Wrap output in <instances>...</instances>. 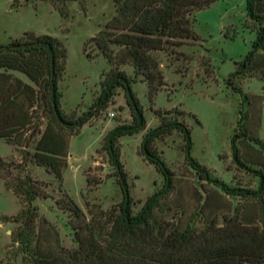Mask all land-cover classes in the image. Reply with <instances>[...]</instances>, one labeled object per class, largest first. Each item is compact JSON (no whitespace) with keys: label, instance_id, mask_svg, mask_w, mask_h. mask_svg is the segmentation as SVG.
Wrapping results in <instances>:
<instances>
[{"label":"rangeland","instance_id":"rangeland-1","mask_svg":"<svg viewBox=\"0 0 264 264\" xmlns=\"http://www.w3.org/2000/svg\"><path fill=\"white\" fill-rule=\"evenodd\" d=\"M115 15L114 0H0V45L25 33L47 35L62 42L67 49V61L59 82L61 109L68 118H77L98 99L101 84L111 69L100 55L95 38ZM190 20L199 37L197 41L155 53L165 86L153 100L149 98L147 84L132 66L125 65L121 70L134 80L133 91L143 106L147 130L159 125L156 111H169L165 115L167 120L182 121L191 129L192 156L208 169L213 179L230 188L256 190L259 178L237 166L233 158L237 151L248 167L264 172V79L230 75L235 71V63L251 50L259 25L248 17L246 0H219L207 9L194 11ZM112 49L114 53L118 51L115 46ZM11 74L34 86L23 74ZM229 79L230 87L226 84ZM232 87L241 89L242 95ZM35 111L22 146L0 138V175L10 182L16 177L30 176L42 183L49 198L34 202L39 215L37 239L27 249L13 238L20 223L12 218L22 207L21 198L8 190L0 178V264H31L37 250L71 257L77 259L76 264H83L86 250L80 249L76 240L72 215L60 209L56 201L66 192L82 209L97 236L108 235L118 215L122 193L103 142L115 126L131 123V113L124 92L116 89L108 108L83 128L60 130L66 138L68 154L63 178L58 180L32 158L40 138L32 137L33 130L39 127L43 132L51 120L44 104L35 107ZM146 131L119 140L133 214L164 183L162 174L140 154ZM183 147V136L178 131L155 142L158 154L173 173V189L154 210L150 226L165 235L177 230L198 235L225 226L228 219L262 227L259 204L202 180L185 160ZM23 151L29 153L26 159ZM17 165L20 167L16 168Z\"/></svg>","mask_w":264,"mask_h":264},{"label":"trees","instance_id":"trees-1","mask_svg":"<svg viewBox=\"0 0 264 264\" xmlns=\"http://www.w3.org/2000/svg\"><path fill=\"white\" fill-rule=\"evenodd\" d=\"M219 0H114L116 15L95 38L99 53L109 65L110 71L101 84V93L90 109L77 118H68L61 109L62 94L59 89L67 61V49L58 39L25 33L21 38L0 45V138L7 143L22 146L27 128L33 125L35 107L44 104L51 115L46 129L34 128L32 137L40 136L32 158L39 167L45 168L56 179L62 180L67 167L68 145L60 130H79L98 117L110 105L116 89L124 92L132 121L119 124L105 136L103 150L113 167L122 193L119 212L112 222L108 235L99 237L82 209L66 193L62 192L57 206L72 215L71 227L80 245L85 247L83 264H264V172L248 167L234 152V163L259 178L256 190L230 188L211 177L206 167L193 156L191 129L182 121L167 120L160 110L155 116L159 125L147 130L143 106L133 91L134 80L121 67L130 65L149 88L153 100L165 86L158 52L180 48L188 41H197L190 20L196 10H204ZM248 17L259 25L251 50L245 58L235 63L230 77L245 78L247 75L264 79V0H246ZM64 15V13H61ZM112 46L118 48L114 53ZM23 74L33 85L14 77ZM231 86L230 79L226 82ZM37 87V89L35 88ZM242 95L241 89L232 87ZM264 109V93L262 96ZM147 130V131H146ZM146 131L142 137L140 154L154 165L164 177L161 190L149 197L137 214H133L128 174L120 158V138ZM173 131L182 134L185 160L198 176L220 186L226 193L256 201L263 215V225H243L236 219H228L223 227L209 229L201 234L181 233L169 235L156 232L150 226L154 210L173 189V173L160 157L155 142ZM264 149V143L261 144ZM29 153L23 151V159ZM17 165L16 168H19ZM5 186L21 198V209L12 219L20 223L14 235L15 241L27 249L37 239L36 222L39 217L34 202L49 198L42 183L30 176L16 177L13 182L0 175ZM253 221L254 219H250ZM88 233V237L86 235ZM37 243L35 248H37ZM31 257V264H76L73 258L39 252Z\"/></svg>","mask_w":264,"mask_h":264}]
</instances>
